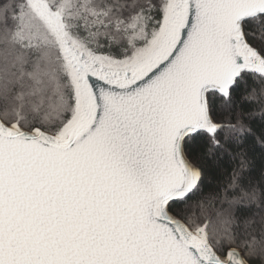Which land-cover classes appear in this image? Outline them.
Wrapping results in <instances>:
<instances>
[{
    "label": "water",
    "instance_id": "obj_1",
    "mask_svg": "<svg viewBox=\"0 0 264 264\" xmlns=\"http://www.w3.org/2000/svg\"><path fill=\"white\" fill-rule=\"evenodd\" d=\"M260 13L264 0H170L152 43L117 63L62 33L71 117L54 133L0 118V264H249L169 203L200 176L185 138L218 126L208 92L264 73L243 32Z\"/></svg>",
    "mask_w": 264,
    "mask_h": 264
},
{
    "label": "trees",
    "instance_id": "obj_2",
    "mask_svg": "<svg viewBox=\"0 0 264 264\" xmlns=\"http://www.w3.org/2000/svg\"><path fill=\"white\" fill-rule=\"evenodd\" d=\"M165 0H88L70 16V30L91 49L114 58L143 42L126 25L141 18L147 35L164 14ZM27 0H0V118L22 128L54 133L75 108L72 79L50 36L18 35ZM247 41L264 60V13L243 21ZM214 132L184 140L199 168L196 186L172 200L169 210L191 228L204 225L211 245L224 254L238 248L249 264H264V73L242 72L228 94H207Z\"/></svg>",
    "mask_w": 264,
    "mask_h": 264
},
{
    "label": "rangeland",
    "instance_id": "obj_3",
    "mask_svg": "<svg viewBox=\"0 0 264 264\" xmlns=\"http://www.w3.org/2000/svg\"><path fill=\"white\" fill-rule=\"evenodd\" d=\"M87 1L88 0H27L25 11L23 12V16H21L22 21L20 28L18 29V35L23 39L31 40L32 37L37 38L40 35L45 36L48 34L47 36H50L59 47L58 38L62 33H66L77 44L84 47L88 51L95 53L107 63L129 61L136 55L143 52L157 36L170 2V0H165L164 14L161 22L158 28L149 36L144 29L141 18L136 17L131 20L129 24L126 25V28L130 32V37L134 40L142 41L143 43L140 46L135 47L130 55L123 58H114L105 53L91 49L85 42L77 38V36L70 30L69 24L67 23L68 19L70 16L72 17L78 14L81 10H85ZM63 60L70 74L68 64L66 63L64 57Z\"/></svg>",
    "mask_w": 264,
    "mask_h": 264
}]
</instances>
